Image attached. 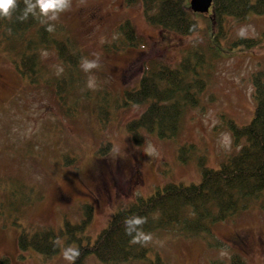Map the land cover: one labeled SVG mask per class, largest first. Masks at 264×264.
Instances as JSON below:
<instances>
[{
	"label": "rangeland",
	"instance_id": "374dc122",
	"mask_svg": "<svg viewBox=\"0 0 264 264\" xmlns=\"http://www.w3.org/2000/svg\"><path fill=\"white\" fill-rule=\"evenodd\" d=\"M184 3L197 28L183 36L151 24L142 0H72L54 22L52 36L79 56L78 63L64 73L54 48H40L37 84L21 76L0 48V264H67L63 251L77 241L58 238L59 251L46 257L20 249L17 236L57 232L65 220L78 225L89 208L90 220L76 235L81 244L92 242L113 213L135 199L169 182H198L200 158L217 168L238 151L226 121L241 126L253 115L251 78L264 71V13L251 12L244 20L226 16L218 30L209 11L192 12L189 0ZM123 26L134 33V44L123 37ZM239 38L258 43H235ZM192 50L202 54L209 72L199 101L185 110L174 136L141 132L142 143H133L125 126L145 107L123 104L124 90L136 88L151 64L175 68ZM84 58L98 59V68L83 72ZM90 78L95 88L87 86ZM105 144L111 147L102 155L98 148ZM182 147H187L185 161L178 157ZM263 205L264 192L247 209L196 235L170 227L152 231L145 262L264 264ZM235 234L246 238L244 248L233 241ZM84 264L101 263L91 255Z\"/></svg>",
	"mask_w": 264,
	"mask_h": 264
},
{
	"label": "trees",
	"instance_id": "16d2710c",
	"mask_svg": "<svg viewBox=\"0 0 264 264\" xmlns=\"http://www.w3.org/2000/svg\"><path fill=\"white\" fill-rule=\"evenodd\" d=\"M142 1L146 19L151 24L183 36L197 28L184 0ZM22 8L21 0L17 12L11 18L0 17L2 51L14 63L21 76L32 84L41 81L38 57L40 48L49 45L61 60L64 73H70L77 65L79 56L72 53L56 35L52 36L56 28L49 32L45 25L32 17L27 21H18L16 16ZM210 8L212 21H216V28L222 30L226 16L244 20L251 12L264 13V0H212ZM130 28L123 26V37L129 44H134L136 37ZM235 43L247 46L255 45L258 41L239 38ZM178 62L175 68L160 62L151 64L145 69L136 88L124 90L121 98L123 104L145 107L138 117L125 126L133 143H142L141 132L160 138L174 136L185 110L199 101V91L203 89L209 75L204 70L206 61L201 53L192 50L184 53ZM251 79L255 106L250 121L241 126L231 119L226 121L238 151L222 160L217 168L204 165V160L200 158L198 182H169L155 189L149 196L135 199L129 206L114 212L92 242L81 244V237L76 235L84 230L90 220L91 212L87 208L86 218L78 225L65 220L57 232L50 229L31 233L21 231L17 236L18 247L22 250L31 248L47 257L59 251L58 238L66 237L67 243L77 241L75 247L80 249L76 264H84V260L91 255L101 264H127L134 260L146 264L148 248L145 244L132 243L131 237L126 235L124 222L127 218L133 215L146 217L147 222L141 226L145 233L170 227L180 233L196 235L208 232L210 225L225 221L240 210L247 209L264 192V71L258 70ZM110 147L105 144L98 149L102 155H106ZM186 150L187 147H182L178 152L182 161L186 159ZM64 161H67V157ZM10 185L12 190L17 189V183ZM27 201L28 198L21 200L23 205Z\"/></svg>",
	"mask_w": 264,
	"mask_h": 264
},
{
	"label": "clouds",
	"instance_id": "9594fccd",
	"mask_svg": "<svg viewBox=\"0 0 264 264\" xmlns=\"http://www.w3.org/2000/svg\"><path fill=\"white\" fill-rule=\"evenodd\" d=\"M20 3L21 0H0V17L11 18L17 12ZM22 3L23 8L16 19L18 21H27L30 17L38 19L49 32L54 31V22L58 21L60 16L72 6V0H22ZM239 35H245L243 28L240 29ZM98 66V59L84 58L80 62V68L85 73H91ZM87 86L90 89L95 88L97 86L95 79L90 78ZM225 140L227 141V137ZM146 222L147 218L139 215H133L125 220V233L131 237L132 243L144 245L152 241V234L145 233L141 227ZM62 255L67 264H76V260L80 256V249L69 246L64 249Z\"/></svg>",
	"mask_w": 264,
	"mask_h": 264
},
{
	"label": "water",
	"instance_id": "95a60500",
	"mask_svg": "<svg viewBox=\"0 0 264 264\" xmlns=\"http://www.w3.org/2000/svg\"><path fill=\"white\" fill-rule=\"evenodd\" d=\"M188 4L192 12H208L212 0H189Z\"/></svg>",
	"mask_w": 264,
	"mask_h": 264
},
{
	"label": "flooded vegetation",
	"instance_id": "af4514ba",
	"mask_svg": "<svg viewBox=\"0 0 264 264\" xmlns=\"http://www.w3.org/2000/svg\"><path fill=\"white\" fill-rule=\"evenodd\" d=\"M233 241L241 248H244V246H246V238L244 236L235 234V237L233 236Z\"/></svg>",
	"mask_w": 264,
	"mask_h": 264
}]
</instances>
